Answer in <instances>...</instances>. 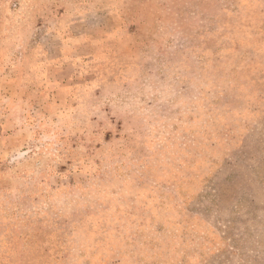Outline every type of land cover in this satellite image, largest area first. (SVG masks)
Listing matches in <instances>:
<instances>
[{"label":"rangeland","instance_id":"1","mask_svg":"<svg viewBox=\"0 0 264 264\" xmlns=\"http://www.w3.org/2000/svg\"><path fill=\"white\" fill-rule=\"evenodd\" d=\"M0 264H264V0H0Z\"/></svg>","mask_w":264,"mask_h":264}]
</instances>
